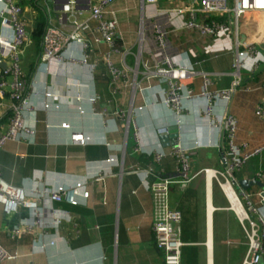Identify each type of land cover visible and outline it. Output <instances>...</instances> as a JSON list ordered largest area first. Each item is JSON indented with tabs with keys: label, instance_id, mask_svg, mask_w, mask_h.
<instances>
[{
	"label": "crops",
	"instance_id": "obj_1",
	"mask_svg": "<svg viewBox=\"0 0 264 264\" xmlns=\"http://www.w3.org/2000/svg\"><path fill=\"white\" fill-rule=\"evenodd\" d=\"M13 1L21 6L29 31L43 15L47 24L65 33L72 32L75 21L86 23L87 28L81 31L85 47L69 43L62 50L61 61L49 69L40 58L36 61L27 93L31 109L24 111L34 133L9 140L0 149V178L25 192L34 186L55 189L81 182L85 196H76V203L64 199L51 204L63 213L57 226H21L15 236L9 234L10 229L20 220H28L29 211L7 214L0 203V244L9 253H17L1 264H165L152 230L153 197L142 180L150 183L164 177L181 178L171 155L177 143L189 150L193 176L186 183L174 182L170 189L171 205L182 213V249L195 248L197 264H214L213 213L228 209L214 204V184L228 200L217 181L202 172L222 169L216 146L219 128L209 118L219 117L227 106L236 119L235 143H245L247 148L264 144V61L253 72L241 70L240 83L230 99L215 101L211 116L206 115V99L200 95L203 74L211 81L210 91L233 87L236 50L254 44L264 55V12H243L237 24L233 14L196 15L198 22L213 20L230 27L228 36L214 38L183 28L179 21H175V28L170 26L165 9H189L200 0H157L155 4L114 0L102 14L117 23L118 35L111 48L90 17L89 6L97 0H69L66 17L55 9L58 3ZM154 25L168 29L162 47H154L150 39ZM0 37H12V28L2 23V16ZM34 44L29 37L21 54L25 73L35 58ZM164 56L187 70L180 82L193 94L182 98L185 109L179 121L165 104L170 77L155 70ZM47 91L56 100L45 108ZM10 106L6 85L0 92V133L7 129ZM173 127H177L176 144L170 138ZM163 128L166 137L158 134ZM76 135L86 137L85 142H74ZM157 152L163 153L159 161ZM260 171H264V154L251 157L234 172L237 193L251 195L256 203L260 199L257 193L264 189V179L256 177ZM241 179L258 180L263 186L249 184L242 189L238 184ZM226 245L232 242L227 239Z\"/></svg>",
	"mask_w": 264,
	"mask_h": 264
},
{
	"label": "built area",
	"instance_id": "obj_2",
	"mask_svg": "<svg viewBox=\"0 0 264 264\" xmlns=\"http://www.w3.org/2000/svg\"><path fill=\"white\" fill-rule=\"evenodd\" d=\"M114 0H97L90 4V17L96 23L95 30L99 33L101 39L111 48L114 47V41L118 35L117 23L114 18L104 19L103 10ZM147 3L155 4L157 0H145ZM72 3H74L72 1ZM0 16L3 24H10L12 28V37H0V60L6 61V67H0V92L3 88L9 86V97L11 99L10 111L7 129L0 133V149L9 140L19 137L25 138L27 135H33L34 129L25 121L24 111L30 110L28 106L27 93L30 89V81H27L26 73L21 65V54L29 41L30 32L27 24L22 17V8L13 0H0ZM66 10H69L70 4H65ZM246 11L264 12V0H200V3L189 9L177 7L165 9L170 26L175 28V21H179L181 27L195 29L202 36L208 37H226L230 27L224 22L211 21L210 23L198 22L196 15L227 13L233 14L237 24V19L241 13ZM87 28L84 22H74L73 30L70 33L63 32L59 27L47 24L42 35L41 64L48 69L54 62L62 59V50L69 43H78L85 47L81 31ZM150 39L154 47H162L168 38V29L159 25H154L150 30ZM264 61V55L261 49L254 44H247L243 50H236V61L234 66L235 81L233 87L228 90H208L211 81L209 77L203 74V83L201 97L206 99L205 113L207 116L212 114V105L217 100L228 101L234 91L235 86L240 83L241 70L253 72L260 62ZM156 72L160 75L170 77L169 90L165 98V104L170 107L174 117L179 121L181 112L185 109L182 104V98L193 97L191 90L187 89L184 83L180 82L186 78L187 70L177 67L168 56H164L156 63ZM10 77V81L7 78ZM44 107H50L49 103L56 100L54 95L45 92ZM140 110V108H138ZM260 113V112H259ZM211 123L217 124L219 128V141L216 144L220 151L221 170L203 169L205 175L214 178L225 197L228 200V209L237 217L243 232L247 238V249L241 264H259L262 260L264 264V198L261 191L257 193L259 203L252 200L251 195L237 193L234 184V172L238 170L245 161L251 157L264 154V144L253 148H247L245 143L237 144L234 141L236 132V119L228 113L227 106L219 117L209 118ZM65 126V124H64ZM166 130L160 129L159 136L166 135ZM86 137L76 135L74 142L84 143ZM163 153L155 154L156 160L162 158ZM171 155L175 157L179 169L180 179L164 177L147 182L142 180L144 187L149 190L153 197L154 215L152 221V230L155 243L164 253L165 264H180L182 247L185 242L180 237L179 224L182 219V213L173 207L170 202V189L174 182L186 183L192 179L190 174L191 164L189 150L181 143L172 147ZM198 173H195V175ZM257 179H264V171L256 175ZM83 184L76 183L73 186H59L53 188H41L36 186L30 191L25 192L22 188L8 185L0 178V203L7 214L16 213L21 209L29 211V219L20 220L21 223L14 225L9 234L15 236L19 234L22 227L30 228L33 225L45 227L49 225L57 226L63 217L62 211L54 209L51 204L54 201L67 200L70 203H76V196H85L82 193ZM47 211V215L45 213ZM47 218H50L48 220ZM50 221V222H47ZM17 253H9L0 244V264L5 260L14 259Z\"/></svg>",
	"mask_w": 264,
	"mask_h": 264
},
{
	"label": "rangeland",
	"instance_id": "obj_3",
	"mask_svg": "<svg viewBox=\"0 0 264 264\" xmlns=\"http://www.w3.org/2000/svg\"><path fill=\"white\" fill-rule=\"evenodd\" d=\"M243 73V71H241ZM214 204L228 206L219 188L213 186ZM231 210H216L213 213L214 264H241L247 249V239ZM229 239L232 245H226Z\"/></svg>",
	"mask_w": 264,
	"mask_h": 264
},
{
	"label": "trees",
	"instance_id": "obj_4",
	"mask_svg": "<svg viewBox=\"0 0 264 264\" xmlns=\"http://www.w3.org/2000/svg\"><path fill=\"white\" fill-rule=\"evenodd\" d=\"M47 25L46 16H41V18L35 23L34 27L31 29L30 37L34 41L35 58L27 65L26 78L30 81L31 75L35 69L36 61L40 58V47L42 45V35L44 29ZM182 264H197V252L193 247H184L182 249Z\"/></svg>",
	"mask_w": 264,
	"mask_h": 264
},
{
	"label": "water",
	"instance_id": "obj_5",
	"mask_svg": "<svg viewBox=\"0 0 264 264\" xmlns=\"http://www.w3.org/2000/svg\"><path fill=\"white\" fill-rule=\"evenodd\" d=\"M46 2L49 3V4H52V2L58 3L59 6L56 7L55 9L62 14V17H66L67 10H66V8L64 6H65V4H68L69 5V3H70L69 0H46ZM43 11L45 12L46 10L43 9ZM262 25L264 27V20L262 21ZM262 43L264 44V37L262 39ZM6 65H7L6 62L0 60V67H3L4 68V67H6ZM169 130L171 131V128H169ZM176 130H177V127H173V130L172 131L174 133L170 132V138H172L173 144H176L177 143L176 137H178V133H177ZM238 184H239V186L242 187V189H246L249 186V184H256V185H259L260 187L263 186V184L260 181H258V180H248V179H241V180L238 181ZM261 196L264 198V189H262V191H261ZM259 264H262V260H260Z\"/></svg>",
	"mask_w": 264,
	"mask_h": 264
}]
</instances>
